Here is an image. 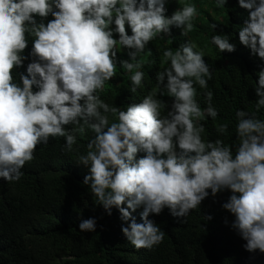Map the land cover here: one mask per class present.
<instances>
[{"label":"clouds","instance_id":"obj_1","mask_svg":"<svg viewBox=\"0 0 264 264\" xmlns=\"http://www.w3.org/2000/svg\"><path fill=\"white\" fill-rule=\"evenodd\" d=\"M214 3L224 8L229 0ZM166 4L167 0H0V178L19 181L37 145L64 137L65 150L72 152L78 135L90 129L95 135L86 154L77 159L89 168L82 183L109 216L114 207L119 210L127 225L122 224V232L135 248L151 249L164 240V231L150 214L167 208L173 217L184 218L210 195L230 190L222 208L235 217L231 228L246 241L247 251L264 253V119L258 115L264 109V64L253 84L255 111L235 113V154L223 139L202 137L201 121H215L219 111L212 103L213 92L207 90L212 70L194 41L175 51L163 50L156 86L142 102L122 110L99 95L117 75L118 64L130 74V91L136 94L145 87V61L138 58L149 43L158 35H170L173 26L182 36L193 31L197 5L179 0L183 7L169 16ZM238 4L248 10L239 42L264 61V0ZM49 15L54 19L45 23ZM211 42L220 53L236 50L226 34L212 36ZM121 49L128 50L130 60L119 59ZM27 59L31 62L26 74L19 73L17 82L13 70ZM197 84L206 90L203 110ZM158 96L174 98L166 115V102ZM109 114L115 122H109ZM216 131L227 136L228 125L217 124ZM141 152L146 155L137 159ZM141 206L143 223H137L133 212ZM79 229L95 232L96 218L82 220Z\"/></svg>","mask_w":264,"mask_h":264},{"label":"trees","instance_id":"obj_2","mask_svg":"<svg viewBox=\"0 0 264 264\" xmlns=\"http://www.w3.org/2000/svg\"><path fill=\"white\" fill-rule=\"evenodd\" d=\"M185 2L197 5L199 15L194 21L195 27L187 36H182L181 29L173 26L170 35L163 34V38L158 35L149 43L138 58L145 61L141 69L145 73V87L133 94L130 74L118 64L117 75L105 83L99 95L110 106L122 110L132 103L142 102L156 86L157 73L162 70L163 50L175 51L181 44L194 41L205 52V62L212 70L213 78L207 90L213 92L212 103L219 111L215 121L211 117L201 121L205 125L202 137L205 141L223 139L226 145L233 146L235 154V145L239 143L235 113L239 109L255 111L258 97L253 84L258 81L257 72L264 64L239 42V29L248 10L240 7L238 0H229L224 8H217L214 0ZM166 7L171 16L183 5L179 0H167ZM52 19L54 17L49 15L44 22ZM40 20L37 17V21ZM213 23L217 24L216 29L211 27ZM126 30L132 35L130 26L126 25ZM217 34L228 35L230 42L236 44V50L220 53L211 42L212 36ZM114 37L119 39V34L114 33ZM127 52L121 49L119 59L130 60ZM30 62L27 59L23 67L13 70L17 82L19 73L26 74ZM196 88L203 110L207 107L203 95L206 90L200 89L198 84ZM35 90L38 89L34 86ZM158 99L166 102L167 107L162 111V115H166L174 98L158 96ZM258 115L264 119V109ZM109 122H115L110 114ZM217 124H227L229 134L220 136ZM94 135L90 129L83 137L78 135L72 152L65 150L64 137L50 138L47 144L37 145L34 159L25 164L19 181L9 183L0 178V264H264V253L247 251L243 247L246 241L231 228L235 217L222 208L232 194L230 190L215 197L210 195L184 218L173 217L167 208L159 215L150 214L149 219L164 231V240L151 249L135 248L122 232V224L127 225L121 220L119 210L114 207L109 216L82 183L89 168L79 164L77 159L78 155L86 154L87 144ZM144 155L138 153L137 159ZM142 211L143 206L133 212L137 223H143ZM208 215L213 219L206 220ZM89 218H96V231L81 232L79 224Z\"/></svg>","mask_w":264,"mask_h":264}]
</instances>
